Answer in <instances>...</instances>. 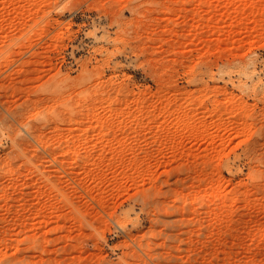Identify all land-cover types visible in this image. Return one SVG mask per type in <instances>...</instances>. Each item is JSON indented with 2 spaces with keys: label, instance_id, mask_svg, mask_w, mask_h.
<instances>
[{
  "label": "rangeland",
  "instance_id": "374dc122",
  "mask_svg": "<svg viewBox=\"0 0 264 264\" xmlns=\"http://www.w3.org/2000/svg\"><path fill=\"white\" fill-rule=\"evenodd\" d=\"M0 264H264V0H0Z\"/></svg>",
  "mask_w": 264,
  "mask_h": 264
}]
</instances>
